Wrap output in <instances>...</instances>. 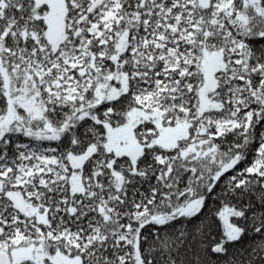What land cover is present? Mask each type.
Here are the masks:
<instances>
[{"label":"snow or ice","instance_id":"snow-or-ice-1","mask_svg":"<svg viewBox=\"0 0 264 264\" xmlns=\"http://www.w3.org/2000/svg\"><path fill=\"white\" fill-rule=\"evenodd\" d=\"M0 264H264V0H0Z\"/></svg>","mask_w":264,"mask_h":264},{"label":"trees","instance_id":"trees-1","mask_svg":"<svg viewBox=\"0 0 264 264\" xmlns=\"http://www.w3.org/2000/svg\"><path fill=\"white\" fill-rule=\"evenodd\" d=\"M209 204H210V206H212V202L211 201H209ZM205 211H207V210H205ZM248 243V241H244V244H247ZM237 247H241V245H237Z\"/></svg>","mask_w":264,"mask_h":264}]
</instances>
